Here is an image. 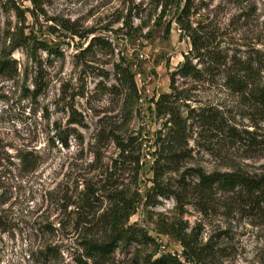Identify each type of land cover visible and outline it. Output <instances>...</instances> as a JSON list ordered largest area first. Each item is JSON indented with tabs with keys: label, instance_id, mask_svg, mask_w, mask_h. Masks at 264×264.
Masks as SVG:
<instances>
[{
	"label": "rangeland",
	"instance_id": "374dc122",
	"mask_svg": "<svg viewBox=\"0 0 264 264\" xmlns=\"http://www.w3.org/2000/svg\"><path fill=\"white\" fill-rule=\"evenodd\" d=\"M181 6L0 0V264H148L163 254L183 260L199 247L218 264H264V216L229 209L238 195L218 194L203 213L172 193L182 187L194 200L196 167L264 172V111L230 93L224 78L178 79L191 89L189 105L218 108L227 128L192 126L185 159L160 169L167 196H147L167 133L153 100L170 91L172 72L192 49L177 22ZM191 20L230 56L264 55V0H196ZM117 65L135 77L134 100H124ZM231 128L239 137H230ZM123 205L130 209L119 226L136 238L103 261L88 258L85 240L101 237ZM46 245L55 260L40 253Z\"/></svg>",
	"mask_w": 264,
	"mask_h": 264
},
{
	"label": "trees",
	"instance_id": "16d2710c",
	"mask_svg": "<svg viewBox=\"0 0 264 264\" xmlns=\"http://www.w3.org/2000/svg\"><path fill=\"white\" fill-rule=\"evenodd\" d=\"M195 2L196 0H156L157 6L163 11L175 3L182 4L177 22L181 31L190 38L192 49L185 55V60L172 72L170 91L160 94L156 100H153L157 114L166 117L167 133L161 140H157L160 147L154 154V176L147 196L151 191L159 196H167L169 188L164 185L160 169L166 164L175 165L185 159L189 130L192 126L204 131H222L227 128L218 108L213 106L194 108L189 105L188 101L192 99L191 89L180 87L179 78L194 82L211 81L216 77L224 78L223 86L230 93L246 99L264 111V55L242 59L234 55L230 56L220 45H214L207 31H202V26L192 24ZM91 43L92 40L89 47L92 46ZM115 72L118 84L125 89L124 100H134L135 97H139L135 77L130 68L117 65ZM185 107L188 108L187 112L184 110ZM79 122L77 118L70 120V123ZM230 130L228 131L230 137H239L236 134L237 130L234 128ZM113 137L117 143H120L117 134H113ZM60 138L65 145H68L64 136L60 135ZM119 147L121 155L127 157V146L119 144ZM162 161L164 163H161ZM193 175L196 182L192 184L190 191L194 200H187L189 193L184 194L181 187L172 192L177 203L181 205L193 203L203 213H207L217 206L218 194H232L238 195V198L234 201L231 199L227 204L229 209H233L230 207L233 205L234 209L237 208L247 217L259 219L264 216V172L249 173L242 168L207 172L201 167H196L193 168ZM123 209L129 210L130 207L123 205L113 209V214L105 224L104 232H106L101 237L93 236L85 240V253L88 258L103 261L115 251L120 242L136 238L135 234L129 236L128 229L119 226ZM183 243L185 247L188 246L186 242ZM194 251L191 257L183 254V260L171 254H163L154 261L150 260L148 264H208L207 260L210 259L211 263L218 264L214 252L210 249L199 247ZM40 253L55 260L56 252L50 245L44 246Z\"/></svg>",
	"mask_w": 264,
	"mask_h": 264
}]
</instances>
